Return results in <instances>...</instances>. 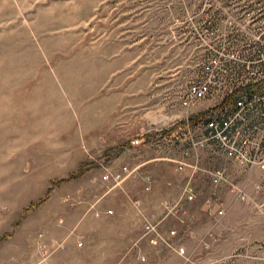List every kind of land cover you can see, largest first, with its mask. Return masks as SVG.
Masks as SVG:
<instances>
[{
    "label": "rangeland",
    "instance_id": "374dc122",
    "mask_svg": "<svg viewBox=\"0 0 264 264\" xmlns=\"http://www.w3.org/2000/svg\"><path fill=\"white\" fill-rule=\"evenodd\" d=\"M263 55L264 0H0V264H264V169L190 145Z\"/></svg>",
    "mask_w": 264,
    "mask_h": 264
},
{
    "label": "built area",
    "instance_id": "2783aa9c",
    "mask_svg": "<svg viewBox=\"0 0 264 264\" xmlns=\"http://www.w3.org/2000/svg\"><path fill=\"white\" fill-rule=\"evenodd\" d=\"M264 56V55H263ZM229 66L262 68L264 67V57L261 59L232 61ZM210 69L211 67H207ZM260 76L253 77L250 81L242 82L238 85L226 89L221 95L212 96V78L193 83L188 87L185 100L195 105L208 97L218 103L217 111L214 115H209L204 121L203 134L198 138H190V145L193 148H205L214 146L217 151L223 152L226 158L243 167L259 166L264 169V72ZM260 91L258 92V89ZM234 96L232 104L229 97ZM190 122L187 127H190ZM178 130V126L176 128ZM170 137L172 138L174 133ZM139 141V140H137ZM127 170V167H124ZM108 175H106V179ZM121 178V174L116 175ZM227 178V170L222 167L212 175L214 185L222 184ZM238 197L242 201H248V195L244 189L236 188ZM193 191L189 190V198L193 199ZM224 212L219 211L222 215ZM146 235H149L152 244H158L157 225L148 222L145 225ZM172 234H175L172 231ZM185 252L183 247L180 248ZM264 255V248L260 251Z\"/></svg>",
    "mask_w": 264,
    "mask_h": 264
},
{
    "label": "trees",
    "instance_id": "16d2710c",
    "mask_svg": "<svg viewBox=\"0 0 264 264\" xmlns=\"http://www.w3.org/2000/svg\"><path fill=\"white\" fill-rule=\"evenodd\" d=\"M259 91H260V88L258 89V92ZM228 101L230 102V104H232L234 101V96L229 97ZM176 128L177 127H173V128H170V129L163 131L162 133H155V134L160 135V136L162 135V137H170L173 134V132L176 130Z\"/></svg>",
    "mask_w": 264,
    "mask_h": 264
},
{
    "label": "crops",
    "instance_id": "0c3cea01",
    "mask_svg": "<svg viewBox=\"0 0 264 264\" xmlns=\"http://www.w3.org/2000/svg\"><path fill=\"white\" fill-rule=\"evenodd\" d=\"M237 229H238L237 232H236V231H233V239H234L235 241H239V238H240V235H241V233H240V228L238 227Z\"/></svg>",
    "mask_w": 264,
    "mask_h": 264
}]
</instances>
